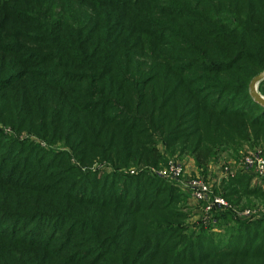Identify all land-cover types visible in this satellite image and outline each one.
Returning <instances> with one entry per match:
<instances>
[{
    "label": "trees",
    "instance_id": "trees-1",
    "mask_svg": "<svg viewBox=\"0 0 264 264\" xmlns=\"http://www.w3.org/2000/svg\"><path fill=\"white\" fill-rule=\"evenodd\" d=\"M263 71L264 0H0V264H264V211L192 228L151 171L264 153Z\"/></svg>",
    "mask_w": 264,
    "mask_h": 264
},
{
    "label": "built area",
    "instance_id": "built-area-1",
    "mask_svg": "<svg viewBox=\"0 0 264 264\" xmlns=\"http://www.w3.org/2000/svg\"><path fill=\"white\" fill-rule=\"evenodd\" d=\"M185 158L184 160V158L174 156L165 165L152 167L151 171L177 184L189 194V197L197 201L198 205H195V203L194 205L195 208H200V214L195 220L196 222L188 221L192 228L202 219L205 223L212 222L214 230H219L213 217V212L216 209H232L236 212L237 217L243 220L255 219L262 215L263 209L252 207L238 208L233 206L222 194L215 193L214 190L221 187L225 180L240 173L252 175L253 183L264 185V153L262 150L246 148L239 156L230 157L229 160H225L226 162H219L210 166L211 173L208 176H205L196 167L195 175L190 179L185 178V175H191L187 171V157ZM136 172L137 170H131V173Z\"/></svg>",
    "mask_w": 264,
    "mask_h": 264
},
{
    "label": "rangeland",
    "instance_id": "rangeland-1",
    "mask_svg": "<svg viewBox=\"0 0 264 264\" xmlns=\"http://www.w3.org/2000/svg\"><path fill=\"white\" fill-rule=\"evenodd\" d=\"M258 86H259V85H258ZM246 148L251 149V150H257V149L262 150L260 147H250V146H245L243 149H246ZM230 155H231L230 152H227V151L223 152V153L221 154V156L218 157L219 159H216V161H213V162L210 164V166L214 165L215 163L226 162L225 160H229V158L231 157ZM188 158H189V157H187V161H189ZM185 159H186V158H184V160H185ZM187 163H188V162H187ZM210 166H209V170H208V172L205 174V176H208L209 173H211V172H210ZM137 169H138V168H137ZM131 170H132V169H131ZM134 170H135V168H134ZM187 171H188V173H190L191 175H185V178H186V179H190V178L194 177V175H195V168H194V169H191L190 167H187ZM198 173L200 174V172H198ZM263 186H264V185H263ZM189 202H190V203H189ZM194 203H195V205H198V204H197V201H194L191 197H189V200H188V203H187V204H189V205L191 204V205L194 207V209L192 210V212H193V216L191 217V219L188 220V221H191V222H196L195 220H197V217H198V215L200 214V208H195ZM252 208H253V207H252ZM254 208H257V207H254ZM259 209H263V210H264V207H263V208L259 207ZM185 210L187 211V208H186ZM202 215H203V214H202ZM196 224H197V223H196Z\"/></svg>",
    "mask_w": 264,
    "mask_h": 264
},
{
    "label": "water",
    "instance_id": "water-1",
    "mask_svg": "<svg viewBox=\"0 0 264 264\" xmlns=\"http://www.w3.org/2000/svg\"><path fill=\"white\" fill-rule=\"evenodd\" d=\"M264 79V71L256 75L250 83V92L254 97L255 101L264 106V95H262L258 90L259 83Z\"/></svg>",
    "mask_w": 264,
    "mask_h": 264
},
{
    "label": "crops",
    "instance_id": "crops-1",
    "mask_svg": "<svg viewBox=\"0 0 264 264\" xmlns=\"http://www.w3.org/2000/svg\"><path fill=\"white\" fill-rule=\"evenodd\" d=\"M188 160H189V161H187L188 162V167H190L191 169L196 168L194 159L189 157Z\"/></svg>",
    "mask_w": 264,
    "mask_h": 264
}]
</instances>
